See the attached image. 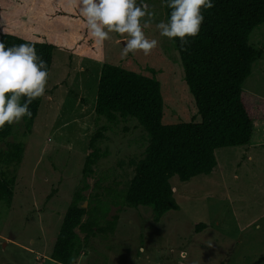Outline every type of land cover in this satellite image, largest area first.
<instances>
[{"label":"rangeland","instance_id":"obj_1","mask_svg":"<svg viewBox=\"0 0 264 264\" xmlns=\"http://www.w3.org/2000/svg\"><path fill=\"white\" fill-rule=\"evenodd\" d=\"M145 2L154 16L143 31L158 41L157 47L148 56L137 51L121 59L126 34L111 32L98 44L80 15L79 0H0V34L55 46L46 93L30 132L21 119L0 141V153L10 144H21L24 151L18 166H0V172L8 170L15 178L10 203L0 202V264H57L50 254L76 192L87 199L83 208L88 203L102 207V223L113 216L118 221L112 235L96 236L86 245L77 231L75 264H264V121L254 124L249 145L216 150L217 165L210 175L169 180L179 211L154 223L149 208L124 204L132 163L142 159L147 137L133 119L109 124L96 117L102 64L155 78L163 98V124L199 119L172 42L156 28L167 22L162 0ZM249 45L263 56L242 89L264 98V24L252 31ZM102 127L104 139L97 148L106 157L84 177L89 140Z\"/></svg>","mask_w":264,"mask_h":264},{"label":"trees","instance_id":"obj_2","mask_svg":"<svg viewBox=\"0 0 264 264\" xmlns=\"http://www.w3.org/2000/svg\"><path fill=\"white\" fill-rule=\"evenodd\" d=\"M166 20L170 9L162 0ZM205 17L199 34L179 39L172 45L179 57L184 83L191 95L197 122L163 124V98L159 83L118 65L101 66L96 89L94 113L109 124L118 119H133L144 131L147 145L142 159L134 166L125 193L128 208H149L152 221L158 223L169 211H179L169 184L172 177L188 182L199 175H210L216 167L215 151L221 148L249 145L256 122L264 121V98L242 89L252 66L263 51L249 45L252 31L264 24V0H214V7L203 12ZM6 47L31 43L46 62L48 73L55 46L48 41L26 40L10 33L0 34ZM49 76V75H48ZM43 96L30 105L32 116L22 118L29 133L37 117ZM105 128L98 129L89 140L82 174L88 177L97 162L106 157L97 148L104 139ZM12 125L0 129V141L7 139ZM24 151L21 144H10L0 153V166H18ZM14 175L0 172V202L9 204L13 196ZM87 199L76 192L63 215L50 259L69 264L76 259L80 245L77 231L84 235L86 245L96 236L112 235L117 216L102 223L103 209L97 204L83 208ZM199 229L204 228L200 224Z\"/></svg>","mask_w":264,"mask_h":264},{"label":"clouds","instance_id":"obj_3","mask_svg":"<svg viewBox=\"0 0 264 264\" xmlns=\"http://www.w3.org/2000/svg\"><path fill=\"white\" fill-rule=\"evenodd\" d=\"M163 2L170 15L167 22L156 24L159 35L173 43L178 38L182 46L188 43L187 38L199 34L205 19L203 12L214 7V0ZM79 12L98 44H103L111 32L126 34L121 59L137 51L148 56L157 47L158 41L146 38L143 31L154 16L145 0H79ZM48 75L46 62L33 44L6 47L0 40V129L32 116L30 105L45 95ZM69 264H75L74 259Z\"/></svg>","mask_w":264,"mask_h":264}]
</instances>
